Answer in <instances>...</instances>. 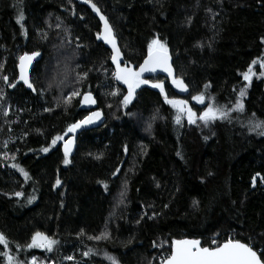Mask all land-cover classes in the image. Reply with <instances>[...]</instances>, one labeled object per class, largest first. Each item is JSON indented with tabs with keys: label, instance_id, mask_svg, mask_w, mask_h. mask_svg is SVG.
Segmentation results:
<instances>
[{
	"label": "trees",
	"instance_id": "obj_1",
	"mask_svg": "<svg viewBox=\"0 0 264 264\" xmlns=\"http://www.w3.org/2000/svg\"><path fill=\"white\" fill-rule=\"evenodd\" d=\"M92 3L108 19L124 62L132 67L147 55L154 37L167 44L188 91L160 75L144 78L163 81L169 98L187 100L197 115L209 102L232 110L207 126L199 120L189 124L186 117L177 125L176 109L151 85H141L123 106L127 88L112 75L91 4L0 0V233L8 241L7 249L0 244V253L7 250L26 264L33 256L37 264H111L105 253L120 264H160L157 257L170 253L172 239L209 243L214 236L220 242L231 236L245 243L251 238L259 254L264 135L249 131V121H264V69L253 65L250 82L242 73L264 54V0ZM35 51L42 53L31 73L36 91L9 87L19 58ZM85 72L86 78L78 77ZM245 84L241 111L233 106ZM76 89L93 93L105 121L78 135L71 162L64 165L62 140L47 153L40 149L57 134L65 137L67 126L85 116L79 96L64 103ZM202 91L206 99L198 104L191 97ZM57 176L62 184L53 188ZM37 231L57 241L52 251L26 247ZM102 232L109 238L90 239ZM0 264H7L3 255Z\"/></svg>",
	"mask_w": 264,
	"mask_h": 264
},
{
	"label": "snow or ice",
	"instance_id": "obj_2",
	"mask_svg": "<svg viewBox=\"0 0 264 264\" xmlns=\"http://www.w3.org/2000/svg\"><path fill=\"white\" fill-rule=\"evenodd\" d=\"M86 3L91 4L92 9L100 13V9L95 3H92V0H86ZM190 19V18H189ZM23 20V13L21 12L17 16V22L20 23ZM100 20L103 21V31L97 33V39H103L107 44L111 45V61L115 64V70L112 73L113 77L122 81L123 84L127 85V94L123 96L122 105L127 106L132 101L136 95V90L141 87V85H151L152 88L159 89L161 95L164 96L165 103L172 106L176 109V115L174 116V121L177 125L181 124L182 118L187 119L189 124H197V121L203 122L204 126H207L210 121H213L217 118L226 119L228 118V113L232 109H225L222 106L218 107L214 103L209 102L208 106L204 109L203 112L197 113L193 111V108L189 106L187 100L178 99V98H169L165 94L164 83L163 81H153L144 78L145 73H153L158 69L167 73L171 78V82L175 85L176 88L180 89L182 92L188 91V85L184 82L182 76L174 74V69L170 63V56L168 46L165 42L160 40L158 37L151 39L147 45V55L144 57L143 62L139 65L138 68L132 67L128 62L121 63L122 52L118 47L116 35L114 30L109 23L108 19L104 15H100ZM23 28V25L21 24ZM59 27V25H57ZM264 41V37L261 38ZM39 52H32L31 54L25 53L21 56L19 69L20 75L18 79L23 81L25 85L33 92L36 91V88L33 86L28 74L29 65L32 63L33 59L39 56ZM259 63L261 69H264V54L261 57L254 59L249 65L246 71L242 73V77L245 81H251L253 75V65ZM2 67V65H0ZM87 72L78 74L79 78H86ZM261 76H264V71L260 73ZM3 80L8 82V76H4ZM9 87H14L13 83L8 84ZM208 85H205L207 88ZM248 84H245L243 88L240 89L238 99L236 104L233 106L235 109L243 110L244 104L242 97L246 95V89ZM112 95L116 94L114 90ZM2 95V93H0ZM82 95L80 103L82 105H92L96 103V100L93 98V95L90 91L84 92L83 94L78 90L71 91L66 97H64V103L70 104L72 100L78 96ZM192 100L197 101L201 104L205 102V93L199 92L196 95L191 97ZM211 99V98H209ZM45 111H50V109H45ZM101 118V112L99 110L94 112H89L88 115L84 116L83 119L77 120L75 123L69 124L66 128V133L75 134L78 129L83 128L86 125L93 124L95 121ZM149 127L151 125L149 124ZM259 129V134L264 135V121H249V131H257ZM39 131V130H37ZM27 135V133H25ZM205 140L208 137H204ZM63 141V161L64 165H68L71 161L69 155L72 152L73 145L75 140L69 136L67 139L63 135L57 134L51 140V143L47 147H42L40 151L47 153L50 148L57 144V141ZM6 155V154H5ZM179 155V153H177ZM15 157L13 156V159ZM99 158V157H97ZM13 168L18 169L24 177L28 178V173L20 167L18 164H12ZM119 171V168L117 169ZM116 173H113L115 175ZM260 176V173H256L252 178V184L255 186L256 177ZM261 183H264V177H261ZM62 181L59 176H57L53 188L61 185ZM13 195L19 197L23 195L21 192H14ZM35 199V197L29 198V203ZM194 204L196 201L193 202ZM167 207V205H165ZM155 215V213H154ZM139 223V221H137ZM83 230H81L82 232ZM79 235V233H78ZM109 234L107 232H102L98 236L90 237V239L101 240L108 239ZM57 241L52 237L46 235L43 232L37 231L31 237V242L26 245L27 248H44L48 251H52L53 245ZM0 244L4 245L5 249L8 247V241L4 233H0ZM92 250L84 252L83 255H89V252ZM6 257L7 264H26L24 261H18L13 256L9 255L8 251L0 253ZM106 258L111 261V264H120L119 260L110 254L105 253ZM67 260H72L73 257H65ZM27 264H37V258L33 256L30 262ZM40 264H44L43 261H40ZM161 264H264V250L254 249L251 238L247 243L242 242L239 239L232 238L231 236L228 239H225L223 242H220L215 236L211 239L209 243H202L201 239L198 238H182V239H172L171 240V252L166 257L161 258Z\"/></svg>",
	"mask_w": 264,
	"mask_h": 264
},
{
	"label": "water",
	"instance_id": "obj_3",
	"mask_svg": "<svg viewBox=\"0 0 264 264\" xmlns=\"http://www.w3.org/2000/svg\"><path fill=\"white\" fill-rule=\"evenodd\" d=\"M79 1H82V2H84V0H79ZM95 14L97 15V17H98V19H99V22H100V30H99V32H102L103 31V21H101L100 20V15L102 14V15H104L101 11H100V13L98 14L97 12H95ZM105 16V15H104ZM106 17V16H105ZM99 41L110 51V57H111V45H109V44H107L103 39H99ZM118 44V43H117ZM119 47V46H118ZM35 52H39L40 53V55L39 56H37V57H35L34 59H33V61H32V63L29 65V68H28V74H29V78H30V80H31V73H32V71H33V68L35 67V64L38 62V61H40V59H41V57H42V53L40 52V51H35ZM32 52H30L29 54H31ZM25 54V53H24ZM23 54V55H24ZM22 55V56H23ZM169 56H170V63L172 64V66H173V69H174V74L176 75V70H175V67H174V65H173V59H172V57H171V55L169 54ZM144 59V58H143ZM143 62V60L141 61V63ZM121 63L123 64L124 63V57H123V53H122V60H121ZM140 63V64H141ZM19 64H20V59H19V62H18V65H17V78H16V81L14 82V85H17V84H22V85H24L25 86V88L27 89V90H30L31 92H33L31 89H29L28 87H27V85H25L24 83H23V81H20L19 79H18V77H19V75H20V69H19ZM110 64L113 66V68H114V70H115V64H113L112 63V61H111V59H110ZM139 64V65H140ZM139 65L136 67V68H138L139 67ZM158 75H160V76H163V77H165V78H167V79H170L171 80V78L168 76V74L167 73H165V72H163L162 70H157L156 72H153V73H145L144 74V77H149V76H158ZM116 82L118 83V84H120V85H122V86H124V87H126L127 88V85H125V84H123V82L122 81H118V80H116ZM180 90V89H179ZM92 93V92H91ZM83 94V93H82ZM92 95H93V93H92ZM93 98L96 100V98H95V96L93 95ZM82 99V95L81 96H79V106H80V109H82L83 111H85L86 112V115H88L89 114V112H94V111H97V110H99L100 112H101V118L99 119V120H97V121H95L93 124H90V125H86V126H84L83 128H81V129H78L77 130V132L75 133V134H72V133H66L65 132V139H67L69 136H71L74 140H75V143H74V145H73V148H72V152L70 153V155L69 156H72L73 154H74V152H75V147H76V140H77V137H78V135L81 133V132H83V131H85V130H90V129H95V128H98V127H100L103 123H104V121H105V115H104V113H103V111L101 110V109H99V108H97V101H96V103L95 104H92V105H82L81 103H80V100ZM85 115V116H86ZM83 119V118H82ZM75 123V122H74ZM63 147H64V145H63V142L61 143V151H62V153H63ZM171 252V251H170Z\"/></svg>",
	"mask_w": 264,
	"mask_h": 264
},
{
	"label": "built area",
	"instance_id": "obj_4",
	"mask_svg": "<svg viewBox=\"0 0 264 264\" xmlns=\"http://www.w3.org/2000/svg\"><path fill=\"white\" fill-rule=\"evenodd\" d=\"M170 254V253H169ZM169 254H163L162 256H160L159 257V255H158V257H157V260L159 261V262H161V258L162 257H166L167 255H169ZM161 264V263H160Z\"/></svg>",
	"mask_w": 264,
	"mask_h": 264
},
{
	"label": "rangeland",
	"instance_id": "obj_5",
	"mask_svg": "<svg viewBox=\"0 0 264 264\" xmlns=\"http://www.w3.org/2000/svg\"><path fill=\"white\" fill-rule=\"evenodd\" d=\"M196 102H197V101H196ZM197 103L199 104V102H197ZM85 115H86V114H85ZM156 257H157V256H155L154 258H152V260H153V261H156Z\"/></svg>",
	"mask_w": 264,
	"mask_h": 264
}]
</instances>
